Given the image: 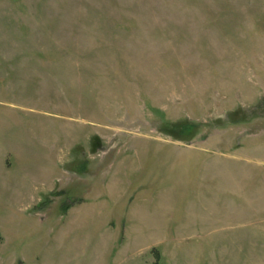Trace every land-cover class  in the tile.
Returning <instances> with one entry per match:
<instances>
[{"label":"rangeland","instance_id":"374dc122","mask_svg":"<svg viewBox=\"0 0 264 264\" xmlns=\"http://www.w3.org/2000/svg\"><path fill=\"white\" fill-rule=\"evenodd\" d=\"M264 264V0H0V264Z\"/></svg>","mask_w":264,"mask_h":264},{"label":"trees","instance_id":"16d2710c","mask_svg":"<svg viewBox=\"0 0 264 264\" xmlns=\"http://www.w3.org/2000/svg\"><path fill=\"white\" fill-rule=\"evenodd\" d=\"M155 264H161V263H159L158 261H156Z\"/></svg>","mask_w":264,"mask_h":264}]
</instances>
